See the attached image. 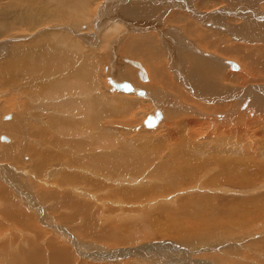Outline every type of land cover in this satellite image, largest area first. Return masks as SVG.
Returning a JSON list of instances; mask_svg holds the SVG:
<instances>
[{
  "label": "rangeland",
  "instance_id": "obj_1",
  "mask_svg": "<svg viewBox=\"0 0 264 264\" xmlns=\"http://www.w3.org/2000/svg\"><path fill=\"white\" fill-rule=\"evenodd\" d=\"M29 1L31 2L29 3ZM203 1L207 0H198L196 3L203 6ZM214 1L221 2V0ZM245 1L248 4L253 3V5L257 3L252 0ZM44 3H47L46 0H0V24L11 25L12 27L8 26V28L14 31L10 32L12 31L10 29L8 33L12 34L6 38L0 36V48H3L0 51V137L5 136L9 139L5 142L0 141V193L12 195L15 191L16 194L30 199L26 206L19 201V209H21L19 211L22 213L23 210L26 216L30 217L26 231L21 229V225L17 226L15 222L7 218L10 210L0 201V264H50L51 260H55L51 250L57 246L64 248L68 254L63 255L60 252L59 256L61 257L52 264H184L181 262L183 259L187 262L196 260L205 264H264V208L256 209V205L252 206L258 199H260L259 202L263 201L261 203H264V170L258 179L252 180L247 185L221 184L216 186V184H208V186H204L205 181H202L205 190L218 189L222 191L221 193H208L207 191V193L201 192L200 194L196 190V187L199 186H194L201 182L198 178V171L188 184H176L168 174L176 167V158L183 155L187 158L188 149L178 140L164 139L169 134L163 130L171 124L169 122L171 118H166L167 121H163L165 124L162 122L156 126L157 128H145L139 118H133L139 111H146L144 105L135 104L142 96L128 95L120 90H113L108 83L109 75L116 78L117 73L122 69L120 67L122 58L130 57L117 50V45L120 47L117 35L109 39L103 46V42L101 43L99 39L100 36L97 38L96 34L95 45L87 46L88 43L86 44L85 40L82 41L78 38L89 36L91 31L88 32L89 30L84 28L75 30L76 24L83 20L75 19L72 14H69L61 22L63 26L56 25V27L61 25L63 28H69L73 34L64 29H53L55 25H52L53 21L49 20H54L51 15L54 6L52 3L48 6ZM26 5L29 10L25 8ZM135 5L139 4L135 3ZM257 8L264 13V2H261ZM37 9L44 12H37ZM194 9L203 12L196 6ZM217 9L219 7L209 9L207 12ZM173 11L176 9L171 12ZM45 13L49 14L44 15ZM29 14L31 16H28ZM171 19L176 20L177 17ZM45 21L51 23L46 24ZM103 21L104 19L99 18L96 21H83V23L84 27H87L91 23L102 24ZM121 23L123 29L128 27L126 22ZM168 27L179 29L175 24H170ZM61 32L75 42V45L80 48L79 52L76 53L72 47L67 50L68 46L65 48V43L62 42L54 44V38H50V42L46 44L48 41L44 38L45 36L58 33L54 34L57 36L61 35ZM74 33L79 36L76 37ZM132 40V38L126 39L129 42ZM224 40L228 45H235L239 48L241 46L264 47V44L260 42H238L233 40L230 35H227ZM97 41L98 43H96ZM53 44L54 51L51 49ZM112 44L114 48L109 52L108 48ZM50 50L58 60L69 54L75 55L71 61L74 60L73 65H77L76 69L79 72L76 71V74L79 78L80 76L84 77V74L87 75V69L91 68L90 65L98 66L99 71L95 77L97 88L88 92L89 100L87 99V102H80L73 97L64 98L72 93L68 95L51 94L52 87L49 84L58 79L50 81L46 79L49 75L39 76L42 72L62 70V67L53 62L41 66L36 63L38 55L42 52L49 55L48 51ZM203 53H210V51L204 50ZM218 58L233 62L241 68L242 71L238 72L237 76L264 81V75L256 78L249 77L245 65L241 62L242 56L235 57V59L224 56ZM11 63L16 65L15 68L10 66ZM140 64L146 71L147 80L138 79L142 85L147 84L150 88V74L143 62L140 61ZM46 65L47 68H45ZM108 65L110 66L109 70L106 69ZM121 65L126 67L125 64ZM5 68L8 69L5 70ZM130 68L133 67L127 65V69ZM230 71L231 69H225L219 85L224 87L228 85V81L235 80L236 74ZM98 74L100 77L97 76ZM122 79L124 80V78ZM32 80L34 83L31 86H24ZM148 87L145 86V89L149 91ZM143 88L140 87V89ZM100 94L104 100H107L106 102L112 103V107L117 109V112L113 114L107 112L103 119L101 116H96L95 121L94 104L88 101H92L96 95ZM150 95L143 100L147 102V105L153 107L148 99ZM206 100L212 101L209 98H202L187 103L186 106L190 107L194 113L191 116L182 113L187 124L184 121L183 125L173 130L176 135L179 137L181 133L191 134L193 130L194 144H210L212 156L215 157V159L210 158L211 160L221 157L219 154L221 150H233L232 154L236 158L249 155L250 163L254 165L249 166L250 172H255L256 169L260 170L264 165V129H260L255 124L264 125V111L252 109L251 104L255 99L249 97L247 105L248 108L256 111L255 115L251 114L249 117V114L242 113L236 121L233 117L231 120L235 122L232 126H217V129L221 131H217L215 127L211 128L212 131H204L199 128L200 124H205L207 121L203 117L232 116L239 110L246 98L236 96L230 99H220L211 106L206 105L207 103L204 102ZM227 101L228 107H230L225 108L226 110L223 112L212 114L203 110L204 107L226 105L227 103H221ZM262 102L264 108V96ZM68 103H75L77 109H63L62 106ZM110 108L111 106L108 109ZM9 115L13 117L6 120L5 117ZM88 116L93 119V124L90 130H86L90 132H85L80 129L88 125L86 121ZM178 116L179 114L176 115V117ZM98 120L103 124L102 126L96 123ZM174 121L176 123V119ZM248 122L253 125H248ZM8 123L12 124L11 130L5 131L2 126H6ZM218 124L220 123L216 125ZM69 128H73L74 132L69 133L67 131ZM115 135L121 138L114 140L112 136ZM163 135L165 137H162ZM84 136L88 137L87 140L84 139ZM15 138L19 140V145L15 144ZM126 141L128 143L131 141L135 146L136 152L133 155L128 151ZM90 142L93 143V146H90ZM216 144L221 147V150L217 148ZM5 148L10 149L9 152H6ZM12 148L15 150L13 151ZM157 149H161V151L156 154ZM251 150L254 152H250ZM92 152L94 154L89 155ZM147 155H151V157ZM140 156L149 159L146 161L144 158L141 164H136L135 162L139 160ZM204 166L201 168L203 173L206 170L210 171L211 168H216L212 174L220 171L218 163H207ZM144 167L146 168L140 174L128 173L138 172ZM51 171L54 174L50 173ZM107 172L116 175L110 176L107 175ZM212 174L208 176L202 174L201 176L209 178ZM138 175L143 178L140 183L139 180L136 181ZM86 181L87 183H85ZM162 189H169L170 192L160 195L163 193ZM174 189L176 190L172 191ZM252 190L256 191L251 193ZM153 192L156 194L153 195ZM76 193H79L78 197ZM199 196L202 197V202L192 203V213L183 211L188 209L189 202H192L190 200H198ZM205 202L211 203L209 212L200 210L201 204ZM73 204L74 206L75 204H84V207L89 205L90 212L87 210V214L83 215L84 217L81 216L85 222L75 224V221H72L70 212L73 210L71 208ZM242 204H248L250 207L240 210L239 205ZM195 208H198V211H194ZM3 212H6L7 215ZM155 218H161L167 223L158 221L155 224L153 222ZM173 220L176 221L172 222ZM197 220L199 221L197 222ZM206 224L211 227L206 228ZM91 226L94 227L89 228ZM166 227H171L172 230L177 229L176 231L183 227L186 230L193 229V231L195 230L194 238L189 241H185V239V243L180 242L167 234ZM94 228L96 230H93ZM98 229L106 237L105 240L97 241L93 238ZM102 231H107V233ZM115 241L120 244H116ZM77 244H82V248H78V251L75 249ZM153 244L158 245L157 249H152L154 255L148 253L150 249L144 248L143 250V245L151 247ZM72 245L75 246L72 247ZM88 245H92L94 249H88ZM173 247L181 249V252L187 253L186 255L193 260L186 258L187 256L184 258V254L179 253V250H175ZM194 248L199 250L189 255L188 249L193 251ZM106 251H111L113 255L118 253L120 256L116 259H109ZM146 251L147 253H145ZM96 255L100 257L96 258ZM105 257L107 259H104Z\"/></svg>",
  "mask_w": 264,
  "mask_h": 264
},
{
  "label": "bare ground",
  "instance_id": "obj_2",
  "mask_svg": "<svg viewBox=\"0 0 264 264\" xmlns=\"http://www.w3.org/2000/svg\"><path fill=\"white\" fill-rule=\"evenodd\" d=\"M95 1L96 0H46L47 3H44V4L48 6L49 4L52 3V6H54L53 14H51L54 20H49V21H53L52 23L54 24L52 25H55L53 26V29L55 28H60V30L64 29L68 31V33L69 31L71 32V30L69 28H63L62 27L63 23L61 22L65 20L69 14H72L75 19H81L83 21H90V20L96 21L99 18L104 19L102 24L91 23L89 26H87L88 28L84 27L83 21L76 24L75 30H80L84 28V29L89 30L88 32L91 31V33H89L90 34L89 36L78 38V39H81L82 41L85 40V43L86 44L88 43L87 46L90 45V47L91 46L93 47V45H95L94 39H96V34H97V38H99L100 36L99 39L101 40V43L103 42L102 43L103 46L107 44L109 39L117 35L118 42L120 43V47L118 45L116 47L117 50L120 53L127 54L130 57L122 58V62L120 63V67L122 69L120 70V72L117 73L116 78L109 75L108 83L111 85L112 89L114 90L117 88L113 86V83L121 84L123 82H126L128 85H130L131 91L129 92L122 91L123 93L128 94V95L130 94V95H135V96L136 95L142 96V98H138L139 102L136 101L135 104L139 106L144 105V109H146V111L145 112L143 110L139 111L136 115L133 116V118L134 117L139 118V120L142 121L143 126L145 128H157L156 127L157 125H160L165 120L167 121L169 117L171 118V120H169L171 124L170 125L168 124L169 126L165 130H163L165 133L169 134L167 135L169 138L166 137L164 139L169 140L172 138V140H178L179 142L182 143L184 147L188 149L187 158L184 155L179 156V158H176L177 159L176 167H174V170L168 174L172 177L173 180H175L176 184H186V183L188 184L191 180L194 179L195 173L198 171L199 172L198 178L201 182L194 186H199V187H196V190L200 192V194L201 192L207 193V191L208 193L209 192L211 193L220 192L221 193L222 191L218 189H206L205 190L204 186H208V184H211V185L216 184V186L221 185V184H225V185L232 184V186L234 184L247 185V183L252 182V180L258 179L261 175V172L264 170V165L261 167L260 170L257 171L256 169L255 172H250L249 166H254V165L250 163L249 155L248 157L242 156L240 158H236L232 154L233 150L231 151L221 150L220 149L221 147L216 144L217 148L221 150L219 152V154H221V157H219L216 160H211L210 158L215 159V157L212 156V152L210 150V144H194L192 140V138L195 137L193 130L191 134L184 135L181 133L179 137L176 135V133L173 130H176L181 125H183L184 121L187 124L185 118H183L185 116H183L182 113L189 114L190 116L194 113V111L190 107L186 106L187 103L194 102L202 98H209L212 100V101H208V100L204 101L207 103L206 104L207 106L214 105L215 102L220 99H230L236 96L246 98L245 102L242 104L239 110L232 116L203 117V118H206L207 121L205 122V124H200L199 128H202L204 131H212L211 128L214 129V127L217 131H221L217 129V126H221V125L232 126L234 122L236 121V119L239 118V115L242 113L249 114V117H251V114L255 115L256 111L251 110L247 106L249 103V97H252L253 99H255V101H253L251 104L252 109L261 110L262 112L264 111L263 104H262L263 96H264V81L256 80V79L250 80L249 78L245 79L240 76H237V73L242 71L241 68H239L233 62L221 60L222 57L220 59L218 58L219 56H224V57H234L235 59V57L239 58L240 56H242L241 62L245 65V68L250 78H256V77L264 75V47L248 46V48L250 47V50H248L246 46H241L242 48L241 49L239 47H236L235 45L233 46L228 45V43H226L224 40L225 37H227V35H230L233 38V40H236L238 42L240 41L245 42V43L260 42L264 44V13L260 12L257 8L261 2H264V0H252L253 2H257L255 5H253V3L248 4L245 0H221V2H216L214 0H207V1H203V6H200L198 3H196V1L198 0H97V2ZM30 2L31 1H29V3ZM135 3L139 5H135ZM195 6L200 11H203V12L196 11L194 9ZM27 7L28 5H26L25 8ZM214 7H219V9L207 12V10L212 9ZM27 9L29 10V8ZM173 9H176V11L171 12ZM49 10L51 9L49 8ZM177 10H179L180 12ZM38 11H42V13L44 12L43 10H40V9H37V12ZM49 13H45L44 15L49 14ZM28 16H31V15L29 14ZM173 17H177V19L176 20L171 19ZM121 22H126L128 27L126 29H123L122 27L123 24ZM237 22L239 23L233 24ZM45 23L50 24L51 22L49 23L45 21ZM59 24H61L62 26L60 25L56 27V25H59ZM168 24L169 25L175 24L178 26L179 29L169 28ZM8 26L10 27L11 25L0 24V36L2 38L3 37L6 38L12 34V33L11 34L8 33L11 29V28L9 29ZM100 29L102 30L100 31ZM11 30L12 31L10 32H14L13 29ZM124 33L125 35H123ZM52 34L51 35L49 34L48 36L44 37L48 41V42L46 41L47 42L46 44L50 42L51 40L50 38L52 39L54 38L53 40L54 44L55 43L58 44V42H62V43H65V48L66 46L69 47V48L68 47L66 48L67 50H70V48L72 47L74 48L76 53L79 52L80 48H78L75 45V42H73L70 38H67V36L63 35V32L60 33L61 35H57V36L54 34H58V33H52ZM74 34L76 37L79 36L76 33ZM110 35L112 36L110 37ZM130 38L133 39L131 42L126 41V39L129 40ZM103 40H105L106 42ZM96 43H98V41ZM54 44L53 46H51V49L53 51L55 50ZM113 48H114L113 44L110 45L108 48L109 52H111ZM2 49L3 48L1 47L0 51ZM204 50H208L210 51V53H203ZM50 51L48 52L51 54V56H49L50 54L48 55L46 52H42L40 55H38L39 58L36 59L37 60L36 63H38L39 66H41L49 62H53V63H57L58 65L62 67V70H53L52 72L48 71L46 73L42 72L41 76H39V77H45L46 75H49V77L47 76L46 79L50 81L51 79H56V78L58 79L55 82H52V83L50 82L49 84V86L52 87L51 94L53 95L67 94L68 95L72 93L73 96L70 95L64 98L73 97L79 100L80 102H87V99L89 98L88 92H91L97 88V85H96L97 81H95V77H96V73L99 71V69L97 68L98 66L96 65V67H94L89 64L91 68H88V69L86 68L87 75L84 74L83 75L84 77H81L80 76L81 71H80L79 73L80 78H79L78 75L76 74L77 72H79L76 69L77 65H73L72 62L74 60L71 61L72 59H74L75 55L73 56V54H69L67 55V57L58 60L55 57L54 53ZM140 61L143 62L148 73L150 74V77H151V81H150L151 87L150 88L147 86V84H143L144 85L143 86L142 83H140L139 81V79H141L142 81H145L146 79V74H145L146 71H144V69L142 68ZM121 64H125L126 67H123ZM127 65L128 67L131 66L133 68L127 69ZM10 66H13L15 68L16 65H13L11 63ZM36 67L38 68V66ZM47 67L48 66L46 65L45 68ZM109 67H110L109 65L106 66V69L109 70ZM79 68L82 69V67L80 66ZM6 69L8 68H5V70ZM225 69H229V70L231 69L230 72L236 74V78L235 80L228 81L227 83L228 85L223 87L219 85V83H220V80L222 79V75L224 74ZM99 75L100 74H98L97 76ZM59 76L61 77L59 78ZM122 78H124V80ZM222 81L225 84L224 80ZM33 83L34 81L32 80L24 86H31ZM43 84H46V83H43ZM145 86L148 87L150 90L149 91L146 90ZM140 87H144V88L140 89ZM150 92H151V95H150ZM149 95L150 97L148 99L152 103L153 107L147 105V102H144L145 100H143V98H147V96ZM149 100H147L148 103H149ZM106 101L107 100H104L101 94L96 95L92 101H88L94 104L93 109H95L94 111L95 121H96V116L98 117L101 116L103 119L106 117L107 112L111 114L117 112V109L112 107V103L106 102ZM225 103L227 104L223 106L204 107L203 110L206 112H211L212 114L220 113L230 107V106L228 107L229 105L228 101L221 103V104H225ZM110 106L111 108L108 109ZM62 108L63 109L69 108L72 110H76L77 106L75 103H68V104L63 105ZM53 109H55V106H53ZM178 114L179 116L176 117V115ZM12 117L13 116L9 115L5 117V119L8 120ZM150 117L153 119L154 123L151 127H146L145 121L143 122V120H147ZM233 117L235 119L234 122H232L231 120ZM240 118H243V116H240ZM175 119H176V123L174 121ZM86 121L88 122V125L83 127L80 130H85V132H90L86 130H90V128H92L93 119H91L88 116L86 118ZM96 123L99 126L103 125L101 124V122H99V120ZM217 123H220V124L216 125ZM248 125L252 126L253 123L248 122ZM255 125H257L260 129H264V125H261V124H255ZM11 127H12L11 123H8L6 126H2V128L5 131L11 130ZM225 129L227 130L228 128H225ZM67 131L69 133H72L74 132V129L69 128ZM165 135H163L162 137H165ZM102 136H105V134H102ZM112 137L114 140H119L121 138L120 136L118 137L116 135ZM85 138L86 137L84 136V139ZM8 140L9 139H7L5 136L0 137L1 142H5ZM15 140H16L15 144L17 143V145H19L18 144L19 140H17L16 138ZM92 144L93 143H91L90 146H93ZM127 146H128V151L130 152L131 155H133L136 152L135 146L133 145L131 141H129V143L127 142ZM9 150L10 149H7L6 152H9ZM158 151L160 152L161 149H157L156 154ZM86 152L89 153L88 151ZM250 152H254V151L251 150ZM75 153L77 155L80 154L77 152ZM91 154L93 155L94 153L92 152L89 155ZM148 154H152V153H148ZM147 156L151 157V155H147ZM6 158L8 159V157ZM144 158H146V161H148L149 159L147 157L140 156L138 157L139 160L136 161L135 163L141 164ZM207 163H210V164L218 163L219 164L218 169H220V171L216 170L217 172L215 174H212L216 168L215 169L211 168L210 171L206 170L203 173L201 168L205 167L204 165H206ZM256 166L258 168V165ZM60 167H62V165H60ZM145 168L146 167L142 168L138 172H128V173L140 174ZM50 173H53V171H51ZM202 174H205L204 176H208L210 174L212 175L209 176V178H203L204 176H201ZM107 175L114 176L116 174L107 172ZM137 178L138 179L136 181L139 180L138 181L139 183L141 182V179H143L141 175H138ZM202 181L203 182L205 181L204 186L202 185L203 184ZM85 183H87V181ZM176 189L172 191H175ZM255 191L256 190H252L251 193L252 192L254 193ZM162 192L163 193H160V195L169 193L170 191L169 189H162ZM224 192L226 193L227 191H224ZM17 193H19V191H17ZM15 194H16L15 191L12 195L0 193L1 204L6 205V207L10 210L8 215L6 212H3V213L7 215L8 219L15 222L17 226L21 225L22 226L21 229L23 231H26V228L28 226L27 222L29 221L30 217L26 216L23 210H22V213L21 211H19L21 210L19 209V203H20L19 201H21L26 206V203L30 199H27L28 197L26 198V196L19 195V194L15 195ZM78 194H77V197H78ZM154 194H156V192H153V195ZM156 196H159V195H156ZM202 197H200V199L198 200H195V199L190 200L192 202H189L188 209L183 210V211H185L186 213H188V211L189 212L191 211L192 213V209H191L192 203L199 204L200 202H202ZM259 201L260 199L255 200L252 206L256 205V209L264 208L263 206L264 203H261L263 201L261 202ZM84 204L82 205L75 204V206L74 204L73 206L71 205V208L73 210L70 213L72 214L71 215L72 221L73 222L75 221L74 222L75 224L77 222H79L78 224L85 222L83 219L84 217L83 215L87 214V210H89V205L86 204L87 207H84L85 206ZM249 207H248V204L239 205L240 210H243ZM12 209H15V211H12ZM209 209H211L210 202H205L201 204L200 206V210L202 211L209 212L210 211ZM193 210L198 211V208H195ZM158 221L167 223L161 218H158V219L155 218L153 220L155 224H157ZM174 221L176 220H173L172 222ZM198 221L199 220H197V222ZM200 221L203 222V220H200ZM87 224H90V223H87ZM93 227L94 226H91L89 228H93ZM209 227H211V225L206 224V228H209ZM99 229L97 232H95L93 238L97 241H103L106 239V237L101 233V231H99ZM179 229L180 230L178 231L180 233L176 231L177 229L172 230L171 227H166L165 230L167 234L171 235L172 237L176 238L178 241L183 242V243H185V241H189V239L191 238H194L193 232H195V230L194 231L193 229L186 230V228L184 229V227L179 228ZM93 230H96V229L94 228ZM103 233H107V231ZM115 242L116 244H120L117 241ZM74 246L75 245H72V247ZM78 248H82V244H77L75 246V249L77 251H78ZM87 248L94 249L92 245L91 246L88 245ZM144 248H147L146 250L150 249L148 253L151 255H154L155 253L153 252V250L157 249L158 245L153 244L151 247H146L145 245H143V250ZM173 249L179 250V253L184 254V258L187 256L186 255L187 253L181 252V249L177 247H173ZM198 250H199L198 248H194L193 251L188 249L187 252H189V255L190 254L192 255V253ZM51 251H52V256L55 257V260H51L50 264L56 262V260L59 257H61L59 256L60 252H62L63 255L68 254L64 248H61L58 246L52 248ZM106 252H107V257L109 259H116V257H118L117 253L116 255H113L111 251L110 252L106 251ZM145 253H147V251ZM109 255L111 256L109 257ZM95 257L99 258L100 256L96 255ZM186 258H190V260H193L189 256H187ZM104 259H107V258L105 257ZM183 260H181V262H183L184 264L186 263L205 264V263L198 262L196 260H193L192 262H187Z\"/></svg>",
  "mask_w": 264,
  "mask_h": 264
},
{
  "label": "water",
  "instance_id": "obj_3",
  "mask_svg": "<svg viewBox=\"0 0 264 264\" xmlns=\"http://www.w3.org/2000/svg\"><path fill=\"white\" fill-rule=\"evenodd\" d=\"M113 86L115 88H117L118 90L123 91V92L131 91L130 85H128L126 82H123L121 84H114L113 83ZM153 123H154V121H153V119L151 117L148 118L147 120H145L146 127H151L153 125Z\"/></svg>",
  "mask_w": 264,
  "mask_h": 264
},
{
  "label": "crops",
  "instance_id": "obj_4",
  "mask_svg": "<svg viewBox=\"0 0 264 264\" xmlns=\"http://www.w3.org/2000/svg\"><path fill=\"white\" fill-rule=\"evenodd\" d=\"M118 254V253H117ZM120 256V254H118V257Z\"/></svg>",
  "mask_w": 264,
  "mask_h": 264
}]
</instances>
